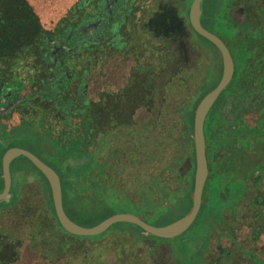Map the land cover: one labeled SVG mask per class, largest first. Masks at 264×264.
<instances>
[{"label":"trees","instance_id":"obj_1","mask_svg":"<svg viewBox=\"0 0 264 264\" xmlns=\"http://www.w3.org/2000/svg\"><path fill=\"white\" fill-rule=\"evenodd\" d=\"M88 1L0 0V69L7 70L20 87L26 85L27 78L37 83L38 79L34 78L37 64L42 65L38 37L54 23L63 29L65 18L70 13L82 12ZM127 1H137L142 10L147 4L148 10L152 9L149 14L153 20L152 31L158 32L160 93L151 101L149 82L142 85L140 122L120 115H111L106 121L101 116L102 111L90 116L85 107L79 115H69L64 110L58 114L56 106L47 103L39 118L28 120L18 107L19 116L0 123V191L4 150L13 145L25 147L57 171L65 212L85 226L120 211L162 225L190 210L195 166L194 110L221 75L219 49L196 32L189 22L191 0H156V7L149 5L151 0ZM201 9V23L221 37L235 63L232 82L220 93L204 122L206 155L213 173L214 151L220 147L221 136L216 122L218 107L223 102L237 103L246 91L238 87L237 79L253 63L250 59L255 57L256 64L262 60L264 0H203ZM146 19L148 12L144 21ZM143 25L142 29L151 26L149 20ZM250 47L256 52L248 53ZM162 48L165 51H161ZM199 51L205 52L209 60L205 74L201 78L193 75L197 80H192L185 74V61L189 59L185 56L189 55L190 64L187 65L191 66L192 61L198 59ZM25 52L29 55L28 62L27 57H23ZM80 64L86 71L85 58ZM197 66L195 64V68ZM165 75L171 78L162 86L160 77ZM181 164L182 171L178 170ZM10 173L11 196L0 202V211L16 206L23 198L28 176L34 177L41 201L39 213L26 227L27 246H20L22 237L0 227V264L14 263L25 254H41L52 264H121L122 260L126 264H142L137 261L141 256L137 250L139 246L146 245L148 255L153 257L158 245L166 242L170 243V256L175 264H185L187 258L199 256L196 252L188 255L187 243L180 235L159 237L127 221L115 222L98 234L70 233L58 221L48 180L40 169L25 155H19L11 161ZM208 185L206 183L205 188ZM211 191L208 193L213 197L215 187ZM213 200L214 197L211 202ZM204 208L205 205H201L191 225L197 245L213 226V215L203 219Z\"/></svg>","mask_w":264,"mask_h":264},{"label":"flooded vegetation","instance_id":"obj_2","mask_svg":"<svg viewBox=\"0 0 264 264\" xmlns=\"http://www.w3.org/2000/svg\"><path fill=\"white\" fill-rule=\"evenodd\" d=\"M156 4V0L149 3ZM150 12L147 4L142 10L137 1L89 0L82 12L66 15L63 29L56 23L49 25L38 37L42 65L37 64V83L27 78L26 85L20 87L7 70L0 69V109L9 105L0 112V123L19 116L18 107L28 120L39 118L47 103L54 104L58 114L64 110L79 115L85 107L90 116L102 111L106 121L111 115H120L140 122L142 85L149 82L151 101L160 93L158 32L152 31ZM148 20L151 26L142 29ZM247 52L256 50L250 47ZM261 52V62L250 59L253 63L236 81L239 88L246 89L244 95L237 103L223 102L218 107L215 121L220 129V147L214 151L213 173L207 159L200 203V207L205 205L204 220L214 216L213 226L198 245L191 226L179 234L187 243L188 255H199L197 259L187 258L185 264H264V48ZM200 55L199 78L209 60L205 52L199 51ZM24 56L28 62V53ZM83 58L86 71L80 64ZM162 78L160 83L165 86L171 75Z\"/></svg>","mask_w":264,"mask_h":264},{"label":"water","instance_id":"obj_3","mask_svg":"<svg viewBox=\"0 0 264 264\" xmlns=\"http://www.w3.org/2000/svg\"><path fill=\"white\" fill-rule=\"evenodd\" d=\"M202 1L203 0H191L188 9V19L192 28L196 32L206 37L219 49L221 55V76L217 84L202 96L194 110L193 145L195 166L193 174L192 204L190 210L187 213L166 224L156 225L145 221L134 213L120 211L105 217L94 225H82L70 218L64 210L61 182L57 171L31 150L18 145L7 147L1 157L3 188L0 191V202L8 199L11 196V161L19 155H25L38 169H40V171L47 178L58 221L62 227L70 233L78 235L98 234L106 230L111 224L118 221H127L138 224L147 232L163 238L179 235L189 228L198 214L202 190L208 172L207 158L205 153V136L203 129L205 117L216 98L231 80L234 70L233 59L225 42L219 35L204 27L200 21ZM8 108L9 105L5 108H1L0 112H3Z\"/></svg>","mask_w":264,"mask_h":264},{"label":"rangeland","instance_id":"obj_4","mask_svg":"<svg viewBox=\"0 0 264 264\" xmlns=\"http://www.w3.org/2000/svg\"><path fill=\"white\" fill-rule=\"evenodd\" d=\"M199 42L201 43V45L203 44L200 40ZM184 49H187V46H185ZM185 57L186 59L188 58L190 59L189 55ZM196 57H198V59H196L195 62L192 61L193 63L191 66L187 65L190 64L188 62L189 59L185 61L186 66H184L185 74L188 77H191L192 80H197L196 78H199V70L197 71V67L199 66V58L202 59V56L201 55L199 56V53L197 52ZM195 64L198 65L196 68H195ZM193 75L196 78L193 77ZM163 77H166V75ZM189 88L190 89L192 88V84L189 85ZM112 89H116V88H112ZM184 91H186V88L182 92ZM114 105H117V102L114 103ZM178 170L181 171L183 170L182 164L178 166ZM24 189H25V194L23 195V198L18 202L16 206L11 208H4L2 211H0V227L5 229V231L10 232L12 235L22 237L23 240L21 241V245H20L21 247H23V245L27 246V242L25 239L27 238L26 227H29V225H31L30 224L31 218L35 217L34 215L36 213H39L38 210L40 208V201H41L40 194L38 191V186L34 180V177H30V176L27 177V183L25 184ZM10 242L12 243V241H9V243ZM145 246L143 245L139 246L137 249L138 252L141 254V256H138L137 259L138 262L141 261L142 264H175L172 257L170 256L171 250L167 243H160L153 257H150L148 255L149 248ZM26 250L28 252L27 248ZM25 255L21 256L16 262L7 263V264H52L48 260L40 256L41 254L39 256H33V255L25 256ZM58 262L60 261L58 260ZM121 264H126L125 260H122Z\"/></svg>","mask_w":264,"mask_h":264}]
</instances>
